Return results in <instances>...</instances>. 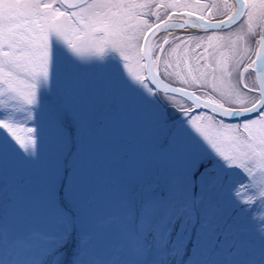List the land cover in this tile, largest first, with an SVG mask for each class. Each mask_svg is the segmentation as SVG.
<instances>
[{"label": "snow or ice", "instance_id": "1", "mask_svg": "<svg viewBox=\"0 0 264 264\" xmlns=\"http://www.w3.org/2000/svg\"><path fill=\"white\" fill-rule=\"evenodd\" d=\"M0 264H264V0H0Z\"/></svg>", "mask_w": 264, "mask_h": 264}, {"label": "rangeland", "instance_id": "2", "mask_svg": "<svg viewBox=\"0 0 264 264\" xmlns=\"http://www.w3.org/2000/svg\"><path fill=\"white\" fill-rule=\"evenodd\" d=\"M180 56V52L178 51L177 53H175V54H173V57H172V60H171V62L173 63V65H175V60L178 58ZM192 64H193V66H194V64H195V62L194 61H190ZM181 70L183 71L184 70V66H183V63L181 64Z\"/></svg>", "mask_w": 264, "mask_h": 264}, {"label": "bare ground", "instance_id": "3", "mask_svg": "<svg viewBox=\"0 0 264 264\" xmlns=\"http://www.w3.org/2000/svg\"><path fill=\"white\" fill-rule=\"evenodd\" d=\"M162 34V33H161ZM179 34V33H178Z\"/></svg>", "mask_w": 264, "mask_h": 264}, {"label": "water", "instance_id": "4", "mask_svg": "<svg viewBox=\"0 0 264 264\" xmlns=\"http://www.w3.org/2000/svg\"><path fill=\"white\" fill-rule=\"evenodd\" d=\"M194 31V30H193Z\"/></svg>", "mask_w": 264, "mask_h": 264}]
</instances>
